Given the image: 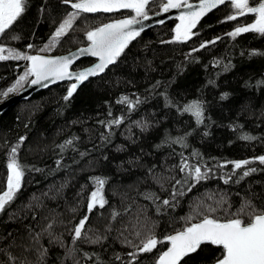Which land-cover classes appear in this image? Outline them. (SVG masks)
<instances>
[{
  "label": "trees",
  "instance_id": "16d2710c",
  "mask_svg": "<svg viewBox=\"0 0 264 264\" xmlns=\"http://www.w3.org/2000/svg\"><path fill=\"white\" fill-rule=\"evenodd\" d=\"M163 3L152 1L148 15ZM73 11L63 0H27L26 11L0 36V45L46 55L41 49ZM131 12L79 13L50 54L88 45V31ZM232 12L229 2L223 4L185 41L174 38L176 21L168 20L138 35L115 63L68 100L70 84L60 83L0 113V194L6 190L12 147L24 166L20 191L0 212V264H155L169 246L164 238L189 223L205 216L232 218L246 201L257 211L264 209V164L258 160L264 156V35H228L254 19L245 15L229 21ZM92 62L81 59L72 69ZM27 68V61H0V92ZM122 97L139 103L129 109L117 102ZM193 101L202 105V123L183 111ZM117 119L121 123L109 127ZM177 138L182 143H171ZM243 160L251 163L234 172L233 162ZM182 161L211 171L194 182L180 171ZM252 168L256 171L241 178ZM95 177L106 180L107 203L89 213ZM150 194L158 199H146ZM165 199L169 205H163ZM86 215L85 236L73 244V228ZM151 236L163 242L140 253L138 246ZM97 237L100 241L92 243ZM220 252L202 245L181 264H213Z\"/></svg>",
  "mask_w": 264,
  "mask_h": 264
},
{
  "label": "snow or ice",
  "instance_id": "6c2138e0",
  "mask_svg": "<svg viewBox=\"0 0 264 264\" xmlns=\"http://www.w3.org/2000/svg\"><path fill=\"white\" fill-rule=\"evenodd\" d=\"M65 4H70L75 11L68 13L63 22L57 27L50 44H55L58 38L66 35L72 28L74 20L79 13H110L120 9H130L135 15L129 19H121L113 23H108L95 30L87 32V39L90 42L89 47L80 49V55H91L98 57L99 63L95 67L88 68L85 71L78 73L69 72V67L72 61L77 57H61L57 59H48L40 55H26L11 47L0 46V61L2 60H26L30 62V67L24 75L20 76L12 87L6 91L0 92V97H7L9 94L16 92L22 88L25 82L31 85H39L47 87L46 82H55L57 80L74 79L77 83H72L68 89L67 95L64 97L68 100L78 87V83L86 80L89 76L97 75L107 68L110 64L116 62V59L121 55L129 42L140 34L143 29H135L134 25L141 24L143 20L149 19L147 6L150 0H63ZM233 12L227 16V20H236L238 17L251 14L253 22L247 25L237 26L234 31L228 33L235 38L239 34L247 32H255L264 35V0H228ZM226 0H200L198 5H193L188 0H166L162 5V11L167 13L170 10H180V14L176 17L180 23L175 28V39L177 41H185L191 38L195 33L200 19L209 11L216 8L218 5H223ZM27 0H0V36L10 29L11 26L23 15L26 11ZM11 39H19L18 36H12ZM215 43V41H212ZM29 48L32 46L29 45ZM205 47V45H201ZM45 49H41L44 51ZM35 77L28 80V77ZM118 103H126L129 109H132L139 100L131 101L127 97H122ZM183 111L191 113L197 123L203 121V108L199 101H193L183 107ZM111 115V113H109ZM103 123V122H101ZM121 120H113L109 122V127L112 124L119 125ZM243 139L249 140L252 137L244 136ZM25 137L20 138L23 143ZM183 138L172 140L171 143H182ZM71 145L72 141L65 142ZM62 149L64 145L60 146ZM17 147H12L7 167L6 190L0 194V212H3L16 197V194L22 187L24 177V166L18 162ZM83 156L84 153H81ZM259 163L264 164V156L258 157ZM251 161L243 160L233 162L235 170L245 168ZM60 161H57V165ZM181 172H186L187 177L194 182H199L206 179L208 172L211 169L202 171L200 166L190 165L186 162L181 163ZM256 169H246L241 173V178L247 177ZM230 179V177H229ZM95 190L91 192L87 203V211L91 213L97 206L104 208L107 203L103 189L106 183L104 178H93ZM187 182V181H185ZM228 180H225L227 183ZM239 182V181H237ZM181 181L177 180L176 184ZM195 184L188 187V191ZM182 194V193H181ZM176 192H173L175 197ZM146 199H158L154 194L145 197ZM163 205H169L170 201L165 199ZM214 211V210H213ZM247 215V220L243 215ZM117 213L112 214L115 219ZM191 218H189L190 221ZM88 216H84L79 220V223L73 228V244L85 236L84 229L87 223ZM51 227V225H49ZM101 237H97L92 243L99 242ZM170 247L163 251L155 261V264H181V261L191 253H196L201 249L202 245H212L221 252L215 257L214 264H264V209L257 211L250 201H246L245 205L237 212V214L226 220H221L214 217L205 216L199 223H189L188 226L176 232L175 235H168L164 238ZM158 241L155 236H151L138 246L140 253H150L156 247ZM2 251V250H0ZM47 249H44L40 254L42 260L46 255ZM135 257L136 253H131ZM15 258L9 255V260ZM116 259H120L119 256ZM99 264V262H98Z\"/></svg>",
  "mask_w": 264,
  "mask_h": 264
},
{
  "label": "water",
  "instance_id": "95a60500",
  "mask_svg": "<svg viewBox=\"0 0 264 264\" xmlns=\"http://www.w3.org/2000/svg\"><path fill=\"white\" fill-rule=\"evenodd\" d=\"M154 1V0H150V3ZM164 3L166 2V0H163ZM189 3L193 4V5H198L200 0L198 1H190L188 0ZM228 2V0H226V3ZM149 3V4H150ZM68 6L71 8L70 4H68ZM222 5H218L216 8L212 9L211 11L207 12L200 20H202L205 16H207L208 14H210L211 12L215 11L216 9H218L219 7H221ZM72 9V8H71ZM74 10V9H72ZM75 11V10H74ZM123 11H132L130 9H120L118 11H113V12H110V13H105V12H96V13H84V14H112V13H119V12H123ZM180 14V10H176V9H173V10H170L169 12L165 13L163 12L162 10L155 13V14H152V15H148L149 16V19L147 20H143L141 18V24H137V25H134V28L139 30V29H143L142 31H140V34L146 30H149L151 28H154L156 26H159V25H162L163 23H165L166 21L168 20H171V19H174L176 21V23H180V21L176 18L178 15ZM248 15H251V14H248ZM252 16V15H251ZM121 19H127V18H119V19H116V20H113V21H110V22H107L105 24H108V23H113V22H116L118 20H121ZM104 24V25H105ZM103 26V25H102ZM102 26H99V27H102ZM98 28V27H97ZM96 29V28H95ZM93 29V30H95ZM139 34V35H140ZM137 37V36H136ZM135 37V38H136ZM134 38V39H135ZM133 39V40H134ZM133 40H131L130 42H132ZM129 42V43H130ZM90 45V42L88 45L84 46V47H79V48H76L74 50H71L69 52H66L64 54H60V55H51V54H39L40 56H43L45 58H48V59H57V58H61V57H71L73 55H75L77 58L74 59L72 61V64L70 65L69 67V72L75 74V73H78V72H81V71H85L87 70L88 68H92V67H95L96 64L99 63V59L98 57H94V56H91V55H80V49L82 48H87L89 47ZM84 58H91L93 60V62L90 64V65H87L85 67H81L79 69H72V66L75 65L78 61H80L81 59H84ZM29 64V67H30V62H28ZM112 64H110L107 68H109ZM105 68V70L107 69ZM104 70V71H105ZM103 71V72H104ZM103 72L101 73H98L97 75H94V76H89L86 80L82 81V82H79L78 83V87L85 83L89 78L91 77H96V76H99L101 75ZM35 77H31V79H34ZM47 83V87H41L39 85H31L30 83H28L26 86H24L22 89H20L17 93L7 97L6 99H4L3 101L0 102V113H2L3 111H5L8 107L18 103V102H21V101H26L28 100L32 95L40 92V91H43L47 88H50L56 84H60V83H69V84H72V83H77V81H75L74 79H64V80H57L55 82H46ZM77 87V88H78ZM200 222V221H199ZM197 222V223H199ZM176 233H173L172 235H175ZM170 247V245L168 246ZM167 250V249H166ZM165 250V251H166ZM214 264V263H213Z\"/></svg>",
  "mask_w": 264,
  "mask_h": 264
},
{
  "label": "rangeland",
  "instance_id": "374dc122",
  "mask_svg": "<svg viewBox=\"0 0 264 264\" xmlns=\"http://www.w3.org/2000/svg\"><path fill=\"white\" fill-rule=\"evenodd\" d=\"M190 1H191V0H190ZM161 9H162V7H161ZM233 11H234V10H233ZM134 15H135V13L132 11V12H131V15L128 16V17H126V18H127V19L132 18ZM65 18H66V17H65ZM65 18H64V19H65ZM64 19H63V20H64ZM62 22H63V21H62ZM62 22H61V23H62ZM61 23H60V24H61ZM60 24H59V25H60ZM177 24H178V23H177ZM177 24H175V27H174V38H175V35H176V34H175V28H176V25H177ZM59 25H58V26H59ZM245 25H247V24H245ZM234 30H235V29H233V31H234ZM54 33H55V32H54ZM54 33H53V35H54ZM53 35H52V37H53ZM51 39H52V38H51ZM48 45H49V44H48ZM48 45H45V46L42 48V49H45L43 52H47L46 54H50V53H51V50H50L51 48H48V47H47ZM0 46H1V45H0ZM24 54H26V55H30V54H28V53H24ZM32 55H33V54H32ZM13 60H15V59H13ZM23 61H26V60H23ZM27 62H28V61H27ZM23 75H24V74H23ZM31 77H32V76H29V77H28V80H29V81L31 80ZM18 79H19V78H18ZM18 79H17V80H18ZM14 84H15V83H14ZM27 84H28V82H27L26 84L24 83L23 87L26 86ZM23 87H22V88H23ZM22 88H20V89H22ZM20 89H18V90H17L16 92H14V93H17ZM5 98H6V97H2L0 101L4 100ZM6 178H7V177H6Z\"/></svg>",
  "mask_w": 264,
  "mask_h": 264
}]
</instances>
